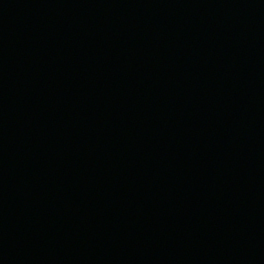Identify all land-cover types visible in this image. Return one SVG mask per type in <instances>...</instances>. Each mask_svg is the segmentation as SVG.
<instances>
[{
	"label": "water",
	"instance_id": "obj_1",
	"mask_svg": "<svg viewBox=\"0 0 264 264\" xmlns=\"http://www.w3.org/2000/svg\"><path fill=\"white\" fill-rule=\"evenodd\" d=\"M235 1L0 0V264H264V0Z\"/></svg>",
	"mask_w": 264,
	"mask_h": 264
},
{
	"label": "bare ground",
	"instance_id": "obj_2",
	"mask_svg": "<svg viewBox=\"0 0 264 264\" xmlns=\"http://www.w3.org/2000/svg\"><path fill=\"white\" fill-rule=\"evenodd\" d=\"M228 1L236 3L235 0H228ZM207 9H208V11L210 13L211 22L215 21V12H214V10L209 9V8H207ZM243 11H246V8H245V10H242V12ZM84 64H86V63H84ZM23 133L24 132L22 131V134ZM69 150H73V149L70 148ZM122 170L123 169H119V172L122 173L123 172ZM121 176H122V174H121ZM120 180L121 179H119L118 181H120ZM118 181L117 180L113 181L112 179H109V178H102V177L96 176L94 178V180L90 181V184L85 183V186H84L83 190H87V191H89V193H84L83 191H81L80 193H77V194L78 195H82L85 198H86L87 195H94V197L92 198V201H90V204H92L93 206H96L97 209H98V212H100V211H102V208L104 206V200H105V197L107 196V194H110V193H112V191H115L116 189L120 188V186H118L119 185ZM110 182H112V183H110ZM8 200L11 201V198L8 197ZM86 232H89V231H86ZM86 234H89V233H86ZM77 247L78 246L75 245V246H72V247H69V248L71 250H75V249H77ZM78 258H80V257H78Z\"/></svg>",
	"mask_w": 264,
	"mask_h": 264
}]
</instances>
